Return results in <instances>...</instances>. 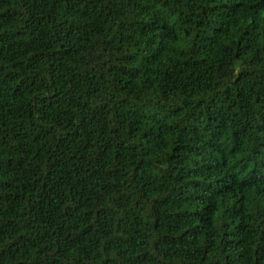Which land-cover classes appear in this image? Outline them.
<instances>
[{"label":"trees","instance_id":"16d2710c","mask_svg":"<svg viewBox=\"0 0 264 264\" xmlns=\"http://www.w3.org/2000/svg\"><path fill=\"white\" fill-rule=\"evenodd\" d=\"M0 264H264V0H0Z\"/></svg>","mask_w":264,"mask_h":264}]
</instances>
